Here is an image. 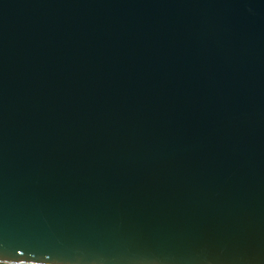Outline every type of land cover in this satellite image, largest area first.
I'll return each mask as SVG.
<instances>
[{
    "label": "water",
    "instance_id": "water-1",
    "mask_svg": "<svg viewBox=\"0 0 264 264\" xmlns=\"http://www.w3.org/2000/svg\"><path fill=\"white\" fill-rule=\"evenodd\" d=\"M0 264H264V0H0Z\"/></svg>",
    "mask_w": 264,
    "mask_h": 264
}]
</instances>
